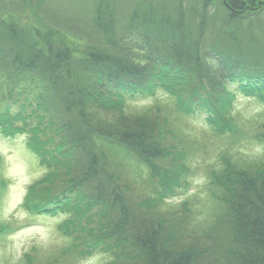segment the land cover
Wrapping results in <instances>:
<instances>
[{
	"label": "trees",
	"instance_id": "obj_1",
	"mask_svg": "<svg viewBox=\"0 0 264 264\" xmlns=\"http://www.w3.org/2000/svg\"><path fill=\"white\" fill-rule=\"evenodd\" d=\"M85 1L72 14L57 0H0V130L27 134L46 169L23 209L63 213L66 235L130 264H264V168L241 171L226 156L228 176L213 179L224 212L207 230L168 237L148 216L189 170L183 162L159 183L178 141L170 120L155 106L125 114L128 95L159 89L233 130L238 93L264 100V0ZM134 177L157 180L151 211L133 201Z\"/></svg>",
	"mask_w": 264,
	"mask_h": 264
},
{
	"label": "rangeland",
	"instance_id": "obj_2",
	"mask_svg": "<svg viewBox=\"0 0 264 264\" xmlns=\"http://www.w3.org/2000/svg\"><path fill=\"white\" fill-rule=\"evenodd\" d=\"M57 2L61 8L76 14L88 1ZM128 7L123 4L121 10L128 12ZM81 16L87 17L86 14ZM23 20L35 22L33 16ZM154 106L155 110L165 112L164 117L169 118L170 127L178 139L177 143H173V167L164 169L159 183L166 186L165 182L172 180L176 171L184 168L183 162L189 169L187 183L178 192V197L162 201L152 211L146 206V201L155 198L152 187L157 180H138L134 177L135 182L130 187L136 196L134 202L145 201L139 211H151L148 218L153 217L154 222L165 224V234L177 239L179 236L175 235L181 231L180 226L185 231L201 232L224 212L223 189L213 179L222 180L228 176L229 172L221 170L229 165L227 160L241 171H260L264 168V143L255 140L256 136L263 138L264 104L253 98H239L234 114L237 134L216 132L207 127L202 118L193 120L180 116L175 102L158 101L157 98L133 101L126 107L125 114L141 116ZM25 139V136L15 139L0 136V264H130L131 259L118 255V250L108 254L103 249L100 252L86 245L85 239L60 231L59 225L65 220V215L32 216L19 208L28 188L38 182L45 172L28 149ZM107 154L113 164L121 161V156H116L113 148L107 150ZM226 156L229 159L226 160ZM125 162L127 170L133 167L126 159ZM36 191L41 192V188ZM109 231L112 229L101 234L107 235ZM144 253L140 249V256Z\"/></svg>",
	"mask_w": 264,
	"mask_h": 264
}]
</instances>
